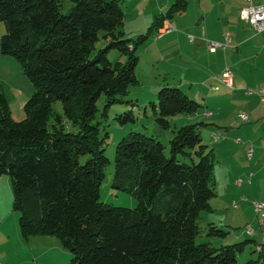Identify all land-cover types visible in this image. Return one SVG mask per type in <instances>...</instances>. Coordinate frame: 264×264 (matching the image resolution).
I'll list each match as a JSON object with an SVG mask.
<instances>
[{"label":"trees","instance_id":"1","mask_svg":"<svg viewBox=\"0 0 264 264\" xmlns=\"http://www.w3.org/2000/svg\"><path fill=\"white\" fill-rule=\"evenodd\" d=\"M71 1L65 14L60 0H0V52L13 56L34 86L25 117L14 120L0 85V175L10 178L21 237L56 236L70 264H237L252 239L219 247L196 240L199 213L212 209L215 196L214 152L200 133L206 123L173 130L168 153L157 137L130 131L116 145L112 187L137 204L116 206L100 194L109 134L97 120V101L104 97L102 117L113 103H131L124 98L139 83L137 46L165 18L182 14L187 1L173 0L136 40L124 36L119 0ZM100 32L106 45L94 52ZM111 48L125 61L111 62ZM57 100L62 114L53 110ZM150 104L162 129L199 107L167 83ZM124 116L133 120L130 111ZM207 233L226 234L212 224ZM257 262L264 264H246Z\"/></svg>","mask_w":264,"mask_h":264},{"label":"rangeland","instance_id":"2","mask_svg":"<svg viewBox=\"0 0 264 264\" xmlns=\"http://www.w3.org/2000/svg\"><path fill=\"white\" fill-rule=\"evenodd\" d=\"M60 1L62 4L61 12L68 13L72 7V1ZM186 1L187 6L182 14L193 15L196 13L198 2L197 0ZM119 2L126 15L125 24L127 23V25L123 26V30L132 31V34H135L137 24L140 23L143 26V20H146L143 19L144 17L137 20L135 14L134 16L133 13L131 15L133 6L136 5L137 12H139L148 3L147 11L153 14L155 12L156 5L153 0L150 3L148 0H119ZM228 3H230L229 0H202L205 10L214 9L213 16L219 8L228 9ZM153 14L151 15L152 19L150 18L152 22L150 21L148 27H143L144 32L148 31V28L153 24L155 20ZM126 17H129L128 20H126ZM176 17L177 15L172 20L177 19ZM4 31V22L0 20V37ZM140 34L139 31L136 35L128 38L136 40ZM262 35V39H264V33ZM124 36L127 37V34ZM145 41L148 43L147 39ZM146 43L138 45L136 50L138 58ZM105 45L106 41L102 37V32H100L99 39L95 42L94 52ZM107 58L113 63L123 62L126 55L121 54L116 48H111L107 51ZM144 64L143 71L150 68L147 63L141 65ZM145 81L130 88L124 99L130 100L131 103L125 101L113 103L108 107L106 117L101 115L104 97L101 96L97 101V120H101L102 125L105 126L109 134L104 151L109 163L104 169L105 175L100 185L102 201L125 207H134L137 204V200L130 193L112 187L116 145L130 131H139L157 137L165 146V152L168 153L169 140L173 135V130L183 124L197 121L213 123L215 125L202 126L200 133L203 143H206L214 152L215 196L210 200L212 209H204L199 213L197 223L201 231L196 240L197 242H208L212 246L219 247L245 239H252L253 241L238 253L237 264H246L249 260L256 261L258 259L263 262L264 230L260 226L259 220L264 217V210L256 211L253 202H264V153L261 154L255 151L253 156L249 158L243 143L236 141V138L240 137L241 141L244 142L239 132L242 121L236 117L237 107L234 106L233 101L228 96L220 107L212 106L210 101H207L206 104L199 105L198 111L203 113L208 107V110L213 113L211 116L205 115V113L204 116L194 113L193 117L190 118L189 115L179 113L169 119L171 125L169 129H162L155 121V114L150 104V101L156 100L159 89H153L154 79L152 77H148ZM0 85L7 98L11 117L14 120L23 119L25 117L24 104L33 93L34 86L23 73L18 61L13 56L1 52ZM227 102L229 107H227ZM53 110L62 114L63 108L60 100L53 103ZM128 111L132 113L133 120L125 118L124 115ZM217 133H219L218 138H215ZM251 146L253 147V145ZM253 148L255 149V147ZM243 170L252 172L254 176L246 175ZM238 178H242L241 184L236 183ZM250 181L255 182V192L248 190L247 186L250 185ZM243 197L246 200H243ZM18 216L19 213L12 206L10 178L8 175L2 174L0 175V264L12 263V261L19 262V264L23 261H25L24 264H70V252L62 246L56 236L49 235L50 238L44 241H35L33 240L35 239L34 236L26 239L22 238L18 227ZM211 224L224 230L226 234L223 236L208 234L207 230ZM247 225L255 231V236H252L253 233H247ZM257 245L263 248L262 252L257 249ZM254 264H258V262Z\"/></svg>","mask_w":264,"mask_h":264},{"label":"crops","instance_id":"3","mask_svg":"<svg viewBox=\"0 0 264 264\" xmlns=\"http://www.w3.org/2000/svg\"><path fill=\"white\" fill-rule=\"evenodd\" d=\"M148 1L150 3L151 0ZM153 1L156 5L154 14L147 11L148 3L139 12L136 5L133 6L131 15L135 14L137 20L140 17L146 20L142 19L143 26L137 24L135 34L124 30L127 37H132L139 31L144 34L143 27H148L147 25L152 22L151 15L156 18L157 15L163 14L173 2V0ZM229 1L228 9L219 8L215 16H213L214 9L205 10L202 0H197L196 13L179 14L175 20L171 18L173 29L169 33L156 37L155 32L146 38L148 43L146 41L142 43L146 45L139 54L135 71L139 83L152 77L155 90L165 83L177 86L199 105L210 101L212 106L220 107L228 96L237 107L236 117L239 118V111L244 110L249 118L248 121L239 118L242 121L239 132L244 139V142L239 143H243L245 149L253 145L254 153L256 151L262 154L264 153V100H261L257 94H246L245 90H257L264 86V39H262L264 30L255 31L240 17V7L245 4L244 0ZM128 18L126 17V20ZM126 25L124 21V26ZM188 35L193 36L192 41ZM210 41L219 42L222 46L212 52L208 47ZM143 63H147L150 68L143 71L142 67L145 66V64L141 65ZM225 67L233 73L232 87L226 86L219 80ZM226 104L229 107L228 102ZM206 111H210L208 107L203 113L198 110L195 113L203 115ZM212 114L211 112L210 116ZM193 115H189L190 118ZM204 123L207 124L206 126L215 125ZM243 172L248 175L250 171L243 170ZM254 183L250 181V185L247 186L250 192L256 191ZM252 236H255L254 230ZM34 237L35 241L50 238L49 235ZM262 250L263 248L261 252ZM23 262L20 264H24ZM10 264H19V262L12 261Z\"/></svg>","mask_w":264,"mask_h":264},{"label":"built area","instance_id":"4","mask_svg":"<svg viewBox=\"0 0 264 264\" xmlns=\"http://www.w3.org/2000/svg\"><path fill=\"white\" fill-rule=\"evenodd\" d=\"M245 4L240 7V17L247 21L251 27L257 31H263L264 30V0H260L256 2L255 0H244ZM173 29L171 20L169 18H165L162 22V24L157 28L155 36L160 37L166 33H169ZM189 39L192 41L193 36L188 35ZM228 36V35H227ZM228 39V38H227ZM222 46L221 43L215 42V41H210L208 43L209 50L214 52L218 47ZM232 78H233V73L232 71L228 68L225 67L221 73V76L219 77V80L225 84L228 87H232ZM246 94H257L261 100H264V86L259 87L257 90L253 89H246L245 90ZM210 111H206L205 115H210ZM239 118L242 121H248V114L244 110H240L238 113ZM219 133H217L215 138H218ZM237 142H241V138L237 137L236 138ZM254 153V148L252 146H249L247 148V156L251 158ZM253 173L250 172L249 176H251ZM237 184L242 183V178L236 179ZM243 200H246L245 197H243ZM254 208L256 211H262L264 210V202H258L254 201ZM236 205V203H234ZM260 226L264 230V217L259 220ZM246 230L248 233H253V230L247 225ZM257 249L261 250V246L257 245Z\"/></svg>","mask_w":264,"mask_h":264}]
</instances>
